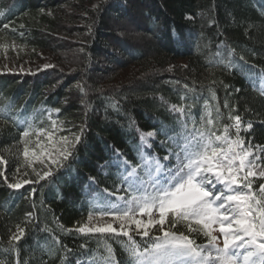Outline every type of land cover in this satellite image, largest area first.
<instances>
[{"label":"trees","instance_id":"trees-1","mask_svg":"<svg viewBox=\"0 0 264 264\" xmlns=\"http://www.w3.org/2000/svg\"><path fill=\"white\" fill-rule=\"evenodd\" d=\"M123 21L138 27L137 42L112 31ZM3 41L52 65L0 73V172L13 182L22 163L18 120L43 108L80 142L51 176L19 191L0 176V264H132L128 237L76 229L124 194L125 161L170 155V137L183 129L175 108L189 129L212 118L208 129L228 125L232 137L238 115L237 135L264 148V0H0V48ZM73 46L76 58L64 54ZM172 230L187 233L184 223ZM132 236L146 246L147 237Z\"/></svg>","mask_w":264,"mask_h":264},{"label":"snow or ice","instance_id":"snow-or-ice-1","mask_svg":"<svg viewBox=\"0 0 264 264\" xmlns=\"http://www.w3.org/2000/svg\"><path fill=\"white\" fill-rule=\"evenodd\" d=\"M175 110L183 118V129L179 138L170 137L175 148L164 157L167 163L146 156L141 157L139 165L125 161L117 189L125 195L117 197L119 202H102L94 214L119 222L120 229L108 221L89 223L76 231L128 237L132 264H264V183L258 190L253 188L256 177L264 178V155H257L239 135L233 138L228 125L222 133L208 129L215 127L212 118L203 130L195 124L189 129L184 109ZM230 119L235 121L238 133L240 117ZM153 135V131L146 133L147 137ZM26 137L29 131L22 133V143L28 145L31 141ZM79 142L78 136L74 140L60 137L49 152V171L37 173L35 182L51 176V167L63 166ZM142 143H147L143 135ZM260 151L264 153V148ZM23 154L28 156L27 147ZM0 163L6 161L0 159ZM0 176L10 189L29 183H12L3 172ZM94 215L90 214L89 221ZM180 223L185 224L187 233L172 230ZM133 231L141 239L148 238L146 246L136 243L130 234ZM193 232L204 235L207 243L197 244L188 234ZM10 239L18 241L20 236Z\"/></svg>","mask_w":264,"mask_h":264},{"label":"rangeland","instance_id":"rangeland-1","mask_svg":"<svg viewBox=\"0 0 264 264\" xmlns=\"http://www.w3.org/2000/svg\"><path fill=\"white\" fill-rule=\"evenodd\" d=\"M110 27L112 31L125 32L126 36L131 40L137 42V39L141 34L138 31V27L131 22L123 21L122 23H110ZM72 39V38H70ZM73 41V40H72ZM74 46L69 48L70 50L65 51L69 53L70 56L77 57L76 50H74ZM45 54L39 53L36 57H31L28 52L21 50L18 45L9 43L7 41H3L1 43L0 48V73H35L40 70L47 69L51 67V58ZM222 59V58H221ZM224 59V58H223ZM104 68V67H102ZM105 69V68H104ZM259 87L264 90V82H258ZM208 120V119H207ZM19 125L21 126L23 132L29 131V137L24 139H28L31 141L28 145L23 143L22 150V163L17 169L16 175L14 176L12 183H20L22 181H29L27 184H23L20 189L13 190H21L23 187L32 183V181L38 180L37 173L43 175L44 172L49 171V152L53 149L55 142L59 141L60 137H68L70 140H73V136L68 134L62 127V125L58 122L57 113L50 109H41L37 112H33L26 116L21 117L18 120ZM239 134V132L237 133ZM236 134V136H237ZM235 136V137H236ZM233 137V138H235ZM151 139L154 136L150 137ZM179 138V137H178ZM27 147L28 156H24V149ZM175 148V145H174ZM257 155H264L261 153L260 149H253ZM153 161L157 159H152ZM167 163V161H163ZM172 163H175V158H173ZM60 167V166H59ZM59 167H51L52 173L57 170ZM261 177H256L255 179H259ZM124 194L118 196H124ZM114 197L113 201H117V197ZM101 207V206H100ZM97 208V212L99 211ZM94 215V214H93ZM144 220H147V216L143 217ZM111 221L110 217L101 218L98 215H94V219L88 221L83 226H88L89 223H101ZM113 226L120 229L119 222L111 221ZM135 226L133 225V228ZM115 234V233H113ZM131 235H134L135 232H131ZM219 235L218 232L214 233ZM19 235V234H18ZM222 244V241H221Z\"/></svg>","mask_w":264,"mask_h":264}]
</instances>
